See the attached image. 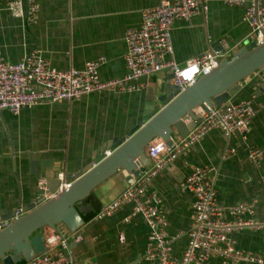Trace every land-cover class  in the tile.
I'll use <instances>...</instances> for the list:
<instances>
[{"label": "crops", "instance_id": "crops-1", "mask_svg": "<svg viewBox=\"0 0 264 264\" xmlns=\"http://www.w3.org/2000/svg\"><path fill=\"white\" fill-rule=\"evenodd\" d=\"M12 1L0 0L4 60L18 63L27 54L39 52L54 67L69 70L105 58L100 69L103 80L126 75V33L138 28L142 13L158 4V0H36L38 19L30 23L13 15ZM22 1L27 8V0ZM250 31L243 8L210 1L206 14L175 22L174 51L168 60L184 64L224 45L238 50ZM138 84L144 87L134 93L103 92L74 101L40 103L19 116L1 112L0 216L12 217L16 210L40 201V180H47L49 189V176L77 175L102 155L104 146L127 139L145 123L153 105L155 113L164 107L170 95L167 86L173 85L171 72L141 79ZM248 99H253L256 115L247 136L212 131L152 182L151 190L165 203L177 257L183 255L194 226V197L181 188L194 167L214 169L221 206L256 202L253 219L258 226L235 229L230 236L243 251L264 255V83L256 75L242 83V90L231 101ZM252 148L262 152L259 165L249 157ZM231 150L234 154L225 157ZM116 176L93 192L98 200L91 209L95 214L129 185L122 171ZM85 222L69 241L75 246L69 251L75 264H157L145 258L149 228L141 216H131L129 205L111 218L96 221L92 216ZM207 264L222 263L213 258Z\"/></svg>", "mask_w": 264, "mask_h": 264}, {"label": "built area", "instance_id": "built-area-1", "mask_svg": "<svg viewBox=\"0 0 264 264\" xmlns=\"http://www.w3.org/2000/svg\"><path fill=\"white\" fill-rule=\"evenodd\" d=\"M210 1L243 8L244 20L251 30L246 42L257 45L264 42V0H158L155 7L142 13L141 25L126 33L127 73L121 78H101L100 69L106 64L105 58L90 61L82 69L61 70L39 52L27 54L18 63L6 61L0 54V113L8 111L19 116L24 109H31L40 103L74 101L94 93H134L144 87L138 84L141 79L157 77L165 71L171 72L173 86L179 92L184 91L203 74L216 68L232 52H208L184 64L168 60L174 51L172 32L175 22L188 21L206 14ZM9 9L14 16L24 17L28 22L35 23L40 5L36 0H27L25 8L22 0H13ZM193 64L198 66L199 71L194 76V82H190L179 73ZM206 69L211 70L206 72ZM254 75L264 83L262 71H256L252 76ZM196 114L202 118L201 123L187 137L174 141L173 147L162 138H157L148 145L150 165L141 169V174L134 183L129 184L114 201L103 206L93 218L96 221L111 218L129 205L131 216H141L149 228L145 258L157 264H207L213 258L219 259L222 264H264V255L243 251L230 236L235 229L258 226L253 219L256 202L234 207L221 206L216 187L217 175L213 168L207 167H194L187 180L181 184V188L194 197V226L188 234V244L183 255H175V238L170 236L168 230L169 219L165 203L160 195L151 190L153 180L212 131L220 130L226 135L238 132L247 136L251 131L256 109L253 99H248L242 102L228 101L220 107L200 108ZM191 121L190 116L183 118L186 125ZM234 152L229 151L225 157ZM111 153V150H107L105 155L109 156ZM249 153L250 159L259 165L262 152L252 148ZM123 173L125 179L130 176L126 171ZM65 177L62 173L58 175L60 185L52 192L47 187V180H40L38 186L41 197L48 200L63 188L69 187L71 181ZM15 214L19 217L23 215V210H17ZM9 222L10 220L0 216V231ZM74 234L57 233L46 228V252L23 264H75L73 255L68 251L69 241ZM77 240L76 238L75 241Z\"/></svg>", "mask_w": 264, "mask_h": 264}, {"label": "water", "instance_id": "water-1", "mask_svg": "<svg viewBox=\"0 0 264 264\" xmlns=\"http://www.w3.org/2000/svg\"><path fill=\"white\" fill-rule=\"evenodd\" d=\"M228 50H233L229 57L222 59L216 68L203 74L184 91L179 92L173 85L167 86L170 95H167L164 107L155 113L157 107L153 105V109L146 113L145 123L127 139L104 146L102 155L95 156V162L81 173L72 177L66 175L65 179L71 181L69 187L48 200L42 198L27 209L21 208L23 215L19 217L15 214L3 218L10 222L0 231V264H23L46 252V228L60 233L59 226L64 225L66 234L79 231L86 223L82 214L86 215L92 209L81 203L103 183L126 171L130 174L127 182L133 184L141 169L150 165L147 147L153 140L162 138L173 147L177 137H187L201 123L202 118L196 114L198 109L220 107L231 101L242 90L245 80L256 71H264V42L260 45L246 42L238 50L224 45L214 52ZM185 116L192 118L188 125L183 122ZM107 150L112 151L109 156L105 155ZM48 179L49 191H55L60 181L51 176ZM74 247L69 243L68 251Z\"/></svg>", "mask_w": 264, "mask_h": 264}, {"label": "clouds", "instance_id": "clouds-1", "mask_svg": "<svg viewBox=\"0 0 264 264\" xmlns=\"http://www.w3.org/2000/svg\"><path fill=\"white\" fill-rule=\"evenodd\" d=\"M211 69H206V72H209ZM199 68L197 65H191L186 70L181 71L179 74L187 81L194 82V76L198 73Z\"/></svg>", "mask_w": 264, "mask_h": 264}, {"label": "trees", "instance_id": "trees-1", "mask_svg": "<svg viewBox=\"0 0 264 264\" xmlns=\"http://www.w3.org/2000/svg\"><path fill=\"white\" fill-rule=\"evenodd\" d=\"M98 203L97 198L95 197L94 193H92L87 199H85L81 205H85L88 206L90 205L91 207H96ZM94 212L90 211L87 215L82 214V217L84 218V220L86 221L89 217H94Z\"/></svg>", "mask_w": 264, "mask_h": 264}, {"label": "rangeland", "instance_id": "rangeland-1", "mask_svg": "<svg viewBox=\"0 0 264 264\" xmlns=\"http://www.w3.org/2000/svg\"><path fill=\"white\" fill-rule=\"evenodd\" d=\"M59 228H60L61 232L64 233V234L67 232V229H66V227L64 225H60Z\"/></svg>", "mask_w": 264, "mask_h": 264}]
</instances>
